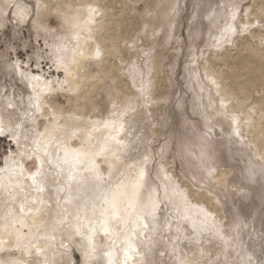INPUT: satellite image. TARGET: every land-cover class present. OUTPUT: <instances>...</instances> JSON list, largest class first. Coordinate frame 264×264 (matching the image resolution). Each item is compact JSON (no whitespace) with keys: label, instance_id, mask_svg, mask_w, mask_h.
<instances>
[{"label":"bare ground","instance_id":"obj_1","mask_svg":"<svg viewBox=\"0 0 264 264\" xmlns=\"http://www.w3.org/2000/svg\"><path fill=\"white\" fill-rule=\"evenodd\" d=\"M169 1L164 18L157 25L164 40L158 46L143 45L139 49L136 40L134 44L122 45L126 38L119 22L113 20L112 8L116 5L111 2L103 5L104 0H35L37 9L32 14L31 7L22 0H0V28L11 13L21 24L31 21L35 33L46 35V57L64 74L62 79L50 80L33 72L29 63L19 58L9 63L19 81L29 87L34 108L21 114L22 120H9L4 113L6 108L0 110V129L3 133L12 132L18 144L17 152L0 160V264H150L159 251L153 247L158 243L163 204L176 206L184 224L190 226V236L184 238L196 246L223 227L226 216L217 195L198 190L188 179L178 176L176 163L170 160L164 163L162 177L159 176L166 197L161 200L159 185L150 176L153 151H134L142 141L137 129L152 116L149 113L154 114L153 101L157 96L156 81L152 79L163 67L157 50L166 48L175 35L179 0ZM244 1L220 0L207 11L204 40L211 51L207 57V52L202 51L204 60H199L196 67L199 93L198 97L194 95L200 114L208 117L207 124L220 126L237 145L245 147L249 176L264 181V0H246L247 4ZM51 17L57 19L55 25ZM128 27L132 29L131 25ZM192 34L191 38L199 36L198 32ZM233 43V48L228 46ZM181 47L175 46L176 55ZM233 49L237 50L236 55ZM251 68L254 73H250ZM55 90L68 96L69 109L56 101L46 99L44 103ZM104 107L108 116L101 113ZM43 119L45 122L40 124ZM31 121L36 124L35 129L31 128L34 133L25 135L26 123ZM231 145L235 149L232 142ZM30 157L38 161L37 172L26 164ZM69 173L73 176L71 181ZM214 175L222 183L229 178L228 172L219 167ZM133 185H138L135 196ZM105 197L108 203L102 202ZM113 199L120 210V221L111 217ZM153 203L157 205L154 209ZM133 205L135 213L131 210ZM106 208L107 216L102 214ZM56 249L63 251L59 254ZM252 254L259 264H264L259 261V252Z\"/></svg>","mask_w":264,"mask_h":264},{"label":"rangeland","instance_id":"obj_2","mask_svg":"<svg viewBox=\"0 0 264 264\" xmlns=\"http://www.w3.org/2000/svg\"><path fill=\"white\" fill-rule=\"evenodd\" d=\"M117 1L104 0L102 4L105 5L111 2L113 6L116 5L115 8H112L115 15L113 20L115 19L116 23L119 22L118 24H120L122 28L121 31H123L122 35L124 39L128 38L131 40V42H129L128 39H125V42L122 44L123 46H125L126 43L132 44L133 42L134 44L136 40L140 46L139 49L143 45L149 48L153 45L158 46L161 41L164 40L162 37L163 33L157 32V25L164 18V14L167 11L166 8L168 9L170 2L169 0ZM146 1H148V3ZM218 1L220 0H179V13L175 15L176 21L173 27L175 35L166 48L163 47L164 49L159 48L157 50L163 58V67L152 79V82L156 81L154 95L157 96L153 101V106H155L154 114L153 111L149 113L152 116L146 119L145 123H141L137 129V137H141L142 143L139 141L138 147H136L134 151L137 152L141 150L143 152L144 149L153 151L154 159L150 166V176L156 181L155 184L159 185L158 191L160 190L159 195L161 196V200H166V197L163 196L164 189L159 176L162 177L164 163L171 160L176 163L175 170L178 176L185 178V180L188 179L196 189L207 190L218 196L219 200L222 202L224 208L223 212L226 217L222 223L223 227L221 226L220 230L215 234L211 233L206 237L205 242L207 244H204L205 242L203 244L198 242V246H196V244H193L194 242L192 240L189 241L187 237L184 238L185 235L190 236V226L184 224L185 222L182 220L183 215L177 210L176 206L174 204H167L168 206L163 204V208L161 209V213L163 212V214H161L162 225L159 226L160 232L156 235L158 243L153 247L155 251H159L155 254L153 253L154 258L149 255L153 259L150 264H259L253 256V252H259L261 255L259 261H264V181L260 179V177L257 178V176L254 177L253 175L251 178L249 176L246 168L248 160L246 151L244 150L245 147L237 145L235 140L224 133L220 126L207 124L210 123L209 120L207 121L208 117L205 118L206 116L200 114L201 111L198 110L196 106V99L199 93L198 85L200 83L198 77L199 72L196 71V67L204 60L202 51L207 52L205 56L211 51L209 49L211 46H207L204 40V35H206L207 32L206 27L208 26L205 21V15ZM22 2L27 3L31 7L32 14L33 10L37 9L35 0H22ZM248 2L249 1H246V4ZM117 16L118 18H116ZM6 19L4 26L0 28V88H2L0 89V96L2 97L0 98V110L6 108L4 109V113L9 116V120H13L14 117L20 118L22 117L21 114L28 112L29 109H33L34 104L30 103L31 100L28 96L29 87L27 88L22 81H19L20 79L16 75V72L10 70L9 63L13 64L15 60L19 58L29 63L27 66L30 65L33 72L41 73L45 75V77H49L50 80L53 78L62 79L64 74L62 70L56 69V64L52 59L46 57L48 55L46 45L48 44L47 39L44 38L46 37L45 34L35 33L31 21L22 22L21 24V21L16 18L14 13L13 15L11 13ZM7 21L8 23H6ZM50 21L54 25L57 23L55 17H51ZM129 24L132 29H129ZM126 27L128 28L127 30ZM193 31L196 33L198 32L199 36L196 34L198 38H191ZM126 34H129V37ZM177 39L178 42H176ZM179 44L182 45V47L179 54L177 53L176 55L177 51L174 48ZM194 44L195 46L193 47ZM228 46L233 48L234 43L231 45L228 44ZM232 51V53L235 54L237 50L233 49ZM125 55L129 56L127 54ZM142 56L143 54L141 53L140 59L144 61L145 57L143 56L142 58ZM36 63L39 64V66H37ZM251 69L252 71L250 73H254L255 71L253 68ZM122 73H125V71H122ZM250 73L244 74V77H248ZM194 94H197V97H195ZM216 95L215 98L217 99L218 95ZM180 96L183 98H180ZM46 99L51 103L56 101L60 105L66 106V109L70 108V106H68V96L62 95L58 90L47 95L44 103ZM9 100H11V102ZM183 100L184 102H182ZM194 101L196 103H194ZM177 102L184 105L180 106ZM107 103L109 104L108 100L105 103L106 107ZM146 104V106H150L148 103ZM15 107L18 109H15ZM106 107H104V110L101 112L104 116H108L105 112ZM20 120H22V118H20ZM44 120L45 119H43L40 124L44 123ZM229 120L231 121V119ZM222 122L225 124V121ZM26 124L25 135L33 134V125L36 124H33V121ZM222 126L226 129V124ZM185 127H187V129ZM211 127L213 128L212 130ZM133 130L135 131L136 129ZM193 132H196V134ZM199 135H202L201 137L203 138H200ZM13 136L12 132L0 134V160L5 159L12 151L17 152L18 144L15 142ZM24 138L25 137H23V140ZM198 139L202 140L199 141ZM190 142L194 146H192ZM211 142H213L214 145ZM231 142L236 150L233 149ZM182 144L186 145L182 147ZM189 146L193 148L190 149ZM199 151L203 152V155ZM206 153H208V155H206ZM205 155L210 157L207 158ZM217 157L219 159H217ZM26 164L32 172H37L40 169L38 161L32 157L26 160ZM218 167L228 172V181L222 183L219 177L217 178L214 175ZM152 170L153 172H151ZM117 173L121 174L122 171L118 169ZM184 228H186L185 231H183ZM242 244L245 245V248H243L244 245ZM257 246L261 247L257 248ZM36 247V244H34L35 250ZM75 249V254L80 260L81 255L78 249ZM56 250V253H61V251H63ZM150 257H148L149 260L151 259ZM245 257L247 259H245ZM243 258L245 260H243ZM247 260L249 262H247Z\"/></svg>","mask_w":264,"mask_h":264},{"label":"snow or ice","instance_id":"obj_3","mask_svg":"<svg viewBox=\"0 0 264 264\" xmlns=\"http://www.w3.org/2000/svg\"><path fill=\"white\" fill-rule=\"evenodd\" d=\"M240 11L242 12L243 10L240 9ZM235 18V17H233ZM257 25H259V21H257ZM245 28H247V26H245ZM38 79V78H37ZM0 134H3L2 129H0ZM67 156V153L65 154ZM67 162V161H66ZM144 176V173L141 172L140 173V178L142 179ZM73 179V176L71 173H69V180L71 181ZM33 183H36V177H33ZM133 192L132 195L135 196V189L138 187V185H133ZM40 191H43V189H39ZM103 203H108L107 197H105V199L102 201ZM157 205L155 203H153L152 207L153 209L156 207ZM132 213H135L137 211L136 207L133 205L132 208ZM21 211H23V207L21 208ZM119 208L117 206V204L115 203V200L113 199L112 203H111V207H110V213H111V217L116 220V221H120L121 217L119 216ZM102 214L107 216L109 214V209H103ZM125 223H127L128 221H124Z\"/></svg>","mask_w":264,"mask_h":264}]
</instances>
